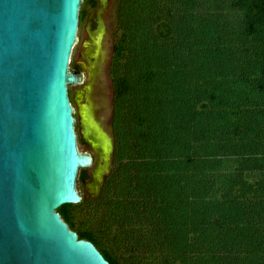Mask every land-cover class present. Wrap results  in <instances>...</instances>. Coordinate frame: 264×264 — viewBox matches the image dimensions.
<instances>
[{
    "label": "trees",
    "instance_id": "trees-1",
    "mask_svg": "<svg viewBox=\"0 0 264 264\" xmlns=\"http://www.w3.org/2000/svg\"><path fill=\"white\" fill-rule=\"evenodd\" d=\"M136 1L127 0L128 8H136ZM172 2L167 12L175 29L164 28L163 32L161 26L158 28L162 32V36H158L164 40L162 47L155 46L154 39L151 43L142 38L145 30L147 35L153 32L149 16L145 30L137 28L132 36L129 29V34L123 33L115 46L116 97L150 101V104H138L140 109L149 112L152 124L157 126L142 127L139 136L126 137L125 142L121 140L117 148L114 147V164L103 184L111 189L116 173L122 171L123 159L132 158V165L135 163L132 156H138L142 169L120 176L124 182L119 184L123 188L122 204L125 210L133 211L135 220L124 218L121 221L131 229L135 221L158 224L160 232L164 233L158 234L162 242L157 250L162 249L165 254L176 251L173 260L165 258L168 263L180 260V264H264V196L259 195L264 189V180H260L253 192L247 177L248 170L255 171L260 160L262 169L259 171L264 177V60H251L250 53L245 57L241 54L245 47L234 43L225 33V29L232 26L237 34L244 30L247 36L263 39L264 0ZM92 3L98 4L97 0ZM83 12L82 7L80 22ZM126 12H129L127 8ZM152 19L155 24L157 19ZM138 24L140 21H136V27ZM137 39L141 44L134 52L136 69H142L141 82H132L128 75L119 74L118 69L125 51ZM173 43L176 44L174 48ZM167 45L171 47L164 54L161 50ZM156 58L168 71V84L161 79L164 76L160 73L162 68H154L158 65ZM133 66L135 69L134 63ZM157 79L162 81V86ZM167 97L170 102L165 103ZM133 149L139 155L134 154ZM131 152L132 155L127 156ZM229 156L240 158L244 169L222 181V188L228 191L215 196L209 189L213 182L212 178L207 179V172L217 161L220 163ZM196 166L198 172L194 179ZM79 174L82 178L87 176L85 169ZM126 184L128 189H124ZM239 185L247 194L227 199L225 194ZM206 196H213V199L208 200ZM84 203V200L79 204L66 203L58 211L70 228L81 238L93 241L111 264H122L109 245L97 237L90 222L84 221L83 227L78 228L76 220L81 214L80 205ZM240 225L256 231L248 233L244 242L232 246L234 254L230 259L218 254L216 243L206 246L199 258L189 257L186 236L190 227H202L208 239L209 233L216 236L218 232Z\"/></svg>",
    "mask_w": 264,
    "mask_h": 264
},
{
    "label": "water",
    "instance_id": "water-1",
    "mask_svg": "<svg viewBox=\"0 0 264 264\" xmlns=\"http://www.w3.org/2000/svg\"><path fill=\"white\" fill-rule=\"evenodd\" d=\"M83 1L0 0V264H111L58 211L82 201L79 172L95 162L78 146L69 89L85 80L70 68Z\"/></svg>",
    "mask_w": 264,
    "mask_h": 264
},
{
    "label": "rangeland",
    "instance_id": "rangeland-1",
    "mask_svg": "<svg viewBox=\"0 0 264 264\" xmlns=\"http://www.w3.org/2000/svg\"><path fill=\"white\" fill-rule=\"evenodd\" d=\"M172 1L174 0H137V6L134 9L132 8V11V9L128 8L130 5L127 0H97V5H93V0H84L81 6V8H84V12L78 29L79 39L71 54L70 68L78 69L85 75L83 84L70 86L69 88L71 101L75 107L74 115L76 117L78 146L81 151L91 152L95 158L94 164L89 168H85L87 176L85 178H82L81 174L78 176V188L83 196L82 201L84 200L85 203L84 205H80L81 214L78 216L76 224L78 228H82L84 221L90 222V225L94 227V233L97 237L103 244L109 245L107 246L113 253L120 257L122 264H180V260L168 263V260L165 259L167 257L173 260L176 251L165 254L162 249L157 250L162 242L158 234L164 233L160 232L158 224L152 225L151 223L146 224L144 221H135V223H132L133 228L131 229L129 226H124V222L121 221L124 218L135 220L133 211L125 210L122 204V200L124 199L121 196L123 188H120L119 184L122 181L124 182V179H121L120 176L128 174V172L129 174L135 173L142 169L140 165L142 162L137 159L138 156H132L136 159H134L135 163L132 165H130L133 161L130 160L132 158L123 159L125 163L122 165V171L116 173L119 180L116 181V177L111 184V189L103 184L110 172L106 176L103 173L106 161L103 156L102 147L105 148L109 137H112L116 149L121 140L126 141V137L133 139L137 134L139 136V131L142 127L144 129H151L152 125L157 126L156 123L152 124L149 112L146 113L140 109V104H150V101H135L129 97L122 99L116 97L115 82L113 80L115 46L120 42L123 33H128L129 29H131L132 36L137 28L145 30L144 26L148 23L146 20L148 16L151 18L150 30L153 32L147 35V30H145V37L142 38L151 43L152 39H154V45L161 46L163 39L158 35L162 36V32L158 28L161 26V31L164 28L167 30L172 29V31L175 29V24L171 21L169 12H167L168 6L173 3ZM126 8L129 12H126ZM153 17L157 19L155 24V20L152 19ZM136 21H140L138 27L135 25ZM166 23L167 25H165ZM225 33L227 38L232 39L234 43L245 47L241 50V54L245 57L247 53H250L251 60H264V38H252L247 36L244 30L240 34H237L235 28L232 26L227 27ZM138 40H134L135 42L129 45L119 64L120 69H118L119 74L128 75L132 82H141L142 69H136L137 61L135 59L136 53L134 52V49L141 44ZM175 45V43L171 44L172 48ZM171 46L167 45L161 52L165 54V50ZM235 50L239 52L240 48ZM155 62L159 66H154V68H162L160 73L161 76H164L161 79L165 81V84H168L166 78L168 71L164 69L163 62L157 58ZM179 62L182 63L183 60H179ZM133 63L135 64V69ZM157 81L162 86V81L159 79ZM137 86L135 87L138 88ZM164 102H170L169 97ZM82 123L88 126L91 129L92 135L100 141L99 145L101 146L96 151L89 140L82 135ZM149 131L152 133V130ZM133 153L139 155L136 149H133ZM128 155H132V152L127 153ZM113 162L111 167H113ZM261 163L262 161L260 160L259 166L255 171L248 170L247 172L253 192L259 186L260 180H264L263 175L259 171L260 168L262 169ZM117 165L118 162L116 163V167ZM130 167H132V170H130ZM243 169V166L240 164V158L237 157L229 156L223 158V161L220 163L217 161L208 170L206 176L207 179L212 178L213 185H209L211 193L215 196H217V193H222L223 195L228 190L222 188V181L228 179L229 175L233 176L234 174H238V172H242ZM197 172L198 168L196 166L193 170L194 179L197 178ZM102 174H104L103 177L105 176L103 181L100 180ZM131 180L136 181L134 177H131ZM124 189H128L127 184L124 186ZM102 192H104L103 195H101ZM244 193L247 194L244 187L239 185L225 195L228 196L227 199L234 195H239L241 198ZM261 193L264 196V189L259 191V195ZM127 196L129 197L128 191ZM212 197H207L206 199L211 200L213 199ZM254 231L256 230L253 227L244 225L242 227L241 225L233 226L220 232V234L218 232L216 236L209 233L208 239H205L206 235L203 232V228L192 226L188 229L186 236L189 246L187 253L193 259L199 258L204 253L206 246L208 248L216 243L218 254H223L230 259L234 254L232 253V246L239 243V241H241L240 243L244 242L243 240L246 239L248 233L251 234ZM158 258H163L164 261L163 259L159 261L157 260Z\"/></svg>",
    "mask_w": 264,
    "mask_h": 264
},
{
    "label": "flooded vegetation",
    "instance_id": "flooded-vegetation-1",
    "mask_svg": "<svg viewBox=\"0 0 264 264\" xmlns=\"http://www.w3.org/2000/svg\"><path fill=\"white\" fill-rule=\"evenodd\" d=\"M85 81V80H84Z\"/></svg>",
    "mask_w": 264,
    "mask_h": 264
}]
</instances>
